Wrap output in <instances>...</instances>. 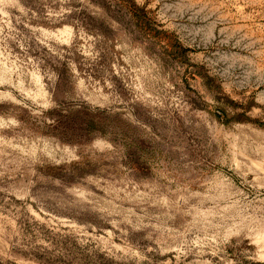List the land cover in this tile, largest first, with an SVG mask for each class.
Segmentation results:
<instances>
[{"label": "rangeland", "instance_id": "obj_1", "mask_svg": "<svg viewBox=\"0 0 264 264\" xmlns=\"http://www.w3.org/2000/svg\"><path fill=\"white\" fill-rule=\"evenodd\" d=\"M0 264H264V0H0Z\"/></svg>", "mask_w": 264, "mask_h": 264}]
</instances>
